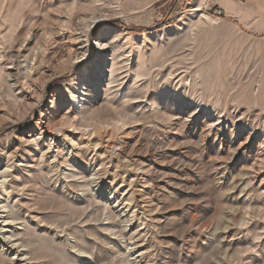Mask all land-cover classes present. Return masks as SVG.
Instances as JSON below:
<instances>
[{"label": "rangeland", "instance_id": "obj_1", "mask_svg": "<svg viewBox=\"0 0 264 264\" xmlns=\"http://www.w3.org/2000/svg\"><path fill=\"white\" fill-rule=\"evenodd\" d=\"M207 6L0 0L17 264H264V12Z\"/></svg>", "mask_w": 264, "mask_h": 264}, {"label": "bare ground", "instance_id": "obj_2", "mask_svg": "<svg viewBox=\"0 0 264 264\" xmlns=\"http://www.w3.org/2000/svg\"><path fill=\"white\" fill-rule=\"evenodd\" d=\"M103 48H106V45L103 47ZM79 52V51H78ZM67 54V53H66ZM81 54V53H80ZM77 55V54H76ZM75 55V56H76ZM78 57V56H77ZM76 57V58H77ZM31 59V58H30ZM19 60V59H18ZM27 61V60H26ZM30 61V60H29ZM33 61V60H32ZM31 61V62H32ZM14 63V62H13ZM12 63V64H13ZM29 63H27V65H28ZM19 66V65H18ZM24 66V65H23ZM26 66V65H25ZM13 67H14V65H13ZM27 68V67H26ZM28 71V70H27ZM8 72V71H7ZM16 72V71H15ZM16 74V73H15ZM23 74V73H22ZM18 76V75H17ZM20 76V75H19ZM24 77H26V75H24ZM23 77V78H24ZM10 79V78H9ZM23 80V79H22ZM13 81V80H12ZM15 84V83H14ZM17 85V84H16ZM49 122V121H48ZM52 123H54V122H52ZM52 123H51V127H52ZM60 123L64 126V127H67L68 125H69V127L70 126H75L74 125V122L71 120V117L69 116V115H66L65 117H63L62 119H61V121H60ZM54 125V124H53ZM48 126H49V123H48ZM48 126H46L47 128H48ZM58 126H59V124H58ZM50 127V126H49ZM54 127V126H53ZM52 129V128H51ZM53 130V129H52ZM52 138V137H51ZM71 139H73V138H71ZM49 140V139H48ZM51 140V139H50ZM32 141H34L33 143H37V140L35 139H32ZM73 142V141H72ZM49 147H51L52 148V146H50L49 145ZM16 155V154H15ZM6 174V173H5ZM1 175H3V174H1L0 173V176ZM134 176H135V180L136 179H138V177H139V174H134ZM4 180H3V184L6 186L7 184H8V180H7V178H6V176L4 175ZM2 181V180H1ZM2 183V182H1ZM5 186H3V187H5ZM0 208L2 209L1 211L2 212H9L8 210V208H7V205L6 204H3V205H1L0 206ZM7 217H9V214L7 213V214H2L1 216H0V218H2L3 219V225L1 226V229H0V233H1V241L2 242H0V247L1 248H3V249H5L6 248V246H8V251L10 252V253H13V252H15V257H13L12 258V260H14L13 261V263L12 264H17V262H16V258H19L20 259V261H27V258H28V256H26L25 255V252H21V250H19L20 249V245H19V243H17V242H14V239H13V237H12V235H7V229H5V225L7 224L6 222H8V220H7ZM7 249V248H6ZM22 254V255H21Z\"/></svg>", "mask_w": 264, "mask_h": 264}, {"label": "crops", "instance_id": "obj_3", "mask_svg": "<svg viewBox=\"0 0 264 264\" xmlns=\"http://www.w3.org/2000/svg\"><path fill=\"white\" fill-rule=\"evenodd\" d=\"M204 4L221 7L226 15L238 14L242 15L246 7H251L253 11L264 12V0H200Z\"/></svg>", "mask_w": 264, "mask_h": 264}, {"label": "built area", "instance_id": "obj_4", "mask_svg": "<svg viewBox=\"0 0 264 264\" xmlns=\"http://www.w3.org/2000/svg\"><path fill=\"white\" fill-rule=\"evenodd\" d=\"M207 11L213 13L216 17H222L225 14L224 10L221 7H215V8L208 7Z\"/></svg>", "mask_w": 264, "mask_h": 264}]
</instances>
